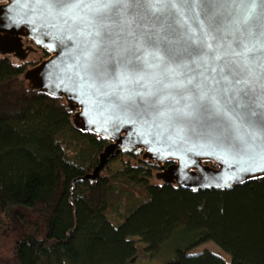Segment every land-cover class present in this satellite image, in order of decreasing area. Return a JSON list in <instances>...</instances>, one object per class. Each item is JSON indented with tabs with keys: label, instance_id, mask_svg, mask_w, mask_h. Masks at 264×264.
I'll return each instance as SVG.
<instances>
[{
	"label": "water",
	"instance_id": "water-1",
	"mask_svg": "<svg viewBox=\"0 0 264 264\" xmlns=\"http://www.w3.org/2000/svg\"><path fill=\"white\" fill-rule=\"evenodd\" d=\"M38 50L27 88L110 143L81 182L121 154L194 192L264 179V0H0V55Z\"/></svg>",
	"mask_w": 264,
	"mask_h": 264
},
{
	"label": "trees",
	"instance_id": "trees-1",
	"mask_svg": "<svg viewBox=\"0 0 264 264\" xmlns=\"http://www.w3.org/2000/svg\"><path fill=\"white\" fill-rule=\"evenodd\" d=\"M36 56L0 55V228L13 209L31 213L0 264H134L142 251L154 258L177 237L182 246L166 264H264V179L194 192L160 182L141 156L121 154L96 183L81 182L110 143L78 131L63 100L27 88L25 72L48 57ZM124 195L142 199L125 215L118 210ZM209 242L231 263L189 253Z\"/></svg>",
	"mask_w": 264,
	"mask_h": 264
},
{
	"label": "rangeland",
	"instance_id": "rangeland-1",
	"mask_svg": "<svg viewBox=\"0 0 264 264\" xmlns=\"http://www.w3.org/2000/svg\"><path fill=\"white\" fill-rule=\"evenodd\" d=\"M29 60H37L36 54H31ZM142 199L139 197H132L124 195L122 202L119 206V212L123 215L129 213L136 205L141 203ZM10 214V219L5 227L0 228V262L7 260L12 255V251L15 248L16 243L24 235V218L30 219L28 216L31 213L20 209H13ZM180 237L175 238L168 243L163 250L154 258H149L146 252L140 253L138 260L134 264H166L176 257V251L182 246ZM139 248L144 250L145 246L138 243ZM205 251H209L218 255L226 260L227 263H231V257L221 250L214 243L209 242L199 247L192 249L190 254H198Z\"/></svg>",
	"mask_w": 264,
	"mask_h": 264
},
{
	"label": "flooded vegetation",
	"instance_id": "flooded-vegetation-1",
	"mask_svg": "<svg viewBox=\"0 0 264 264\" xmlns=\"http://www.w3.org/2000/svg\"><path fill=\"white\" fill-rule=\"evenodd\" d=\"M167 167L169 166V165H166Z\"/></svg>",
	"mask_w": 264,
	"mask_h": 264
}]
</instances>
